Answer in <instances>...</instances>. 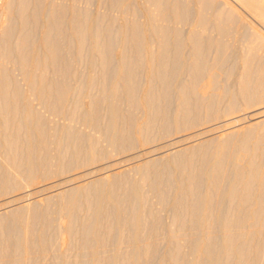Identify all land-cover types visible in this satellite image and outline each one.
Returning a JSON list of instances; mask_svg holds the SVG:
<instances>
[{
  "label": "rangeland",
  "instance_id": "obj_1",
  "mask_svg": "<svg viewBox=\"0 0 264 264\" xmlns=\"http://www.w3.org/2000/svg\"><path fill=\"white\" fill-rule=\"evenodd\" d=\"M249 2L0 0V264H264Z\"/></svg>",
  "mask_w": 264,
  "mask_h": 264
},
{
  "label": "bare ground",
  "instance_id": "obj_2",
  "mask_svg": "<svg viewBox=\"0 0 264 264\" xmlns=\"http://www.w3.org/2000/svg\"><path fill=\"white\" fill-rule=\"evenodd\" d=\"M241 2H244L246 5L250 4L249 0H240ZM251 2H253V0H251ZM257 2V1H256ZM260 2L262 3V7H263V14H264V0H260ZM252 4V3H251ZM262 39L264 41V37L262 38L261 36L258 37V39ZM261 40V41H262ZM262 41V42H263ZM264 113V112H263ZM257 115V114H256ZM264 115V114H263ZM261 115V116H263ZM231 124V123H230Z\"/></svg>",
  "mask_w": 264,
  "mask_h": 264
}]
</instances>
